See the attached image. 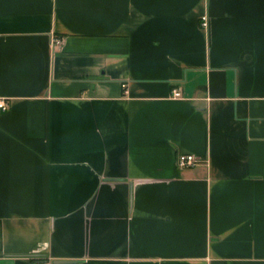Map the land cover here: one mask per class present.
<instances>
[{
  "label": "crops",
  "instance_id": "crops-1",
  "mask_svg": "<svg viewBox=\"0 0 264 264\" xmlns=\"http://www.w3.org/2000/svg\"><path fill=\"white\" fill-rule=\"evenodd\" d=\"M0 98V264H264V0H0Z\"/></svg>",
  "mask_w": 264,
  "mask_h": 264
},
{
  "label": "built area",
  "instance_id": "built-area-1",
  "mask_svg": "<svg viewBox=\"0 0 264 264\" xmlns=\"http://www.w3.org/2000/svg\"><path fill=\"white\" fill-rule=\"evenodd\" d=\"M203 26H207V17H203ZM62 43V39H55L54 45L59 46ZM174 97H179L180 92L178 90H174L173 92ZM9 108V103L6 99L0 98V111H6ZM198 164V160L192 154H180L178 157V166L180 168H189L194 167Z\"/></svg>",
  "mask_w": 264,
  "mask_h": 264
}]
</instances>
